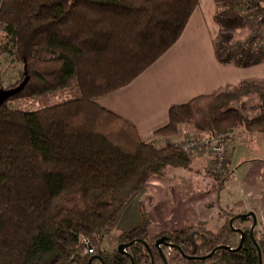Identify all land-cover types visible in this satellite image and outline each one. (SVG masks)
Listing matches in <instances>:
<instances>
[{
    "label": "trees",
    "instance_id": "obj_1",
    "mask_svg": "<svg viewBox=\"0 0 264 264\" xmlns=\"http://www.w3.org/2000/svg\"><path fill=\"white\" fill-rule=\"evenodd\" d=\"M199 1L0 0V58L21 66L10 88L23 81L24 72L28 77L0 106V264H88L80 237L95 246L98 264H163L155 248L162 238L171 248L160 250L170 248L175 259L189 264H260L258 234H250L247 213L221 209L220 217L226 216L216 232L196 224L150 238L147 199L138 207V224L118 237V245L134 242L126 255L101 247L152 176L190 170L180 145L165 141L156 148L157 138L173 137L180 125L210 136L236 129L264 134V83L256 81L172 106L166 126L149 140L96 102L131 84L170 50ZM240 2L214 0L218 33L212 48L218 64L247 69L264 63V33L259 41L252 33L237 39L248 32ZM74 90L78 97L36 111L10 106ZM211 176L219 193L228 179Z\"/></svg>",
    "mask_w": 264,
    "mask_h": 264
},
{
    "label": "crops",
    "instance_id": "obj_2",
    "mask_svg": "<svg viewBox=\"0 0 264 264\" xmlns=\"http://www.w3.org/2000/svg\"><path fill=\"white\" fill-rule=\"evenodd\" d=\"M215 12L214 0H200L174 46L131 84L97 100V104L128 120L144 140H149L166 126L172 106L244 81L264 83V64L241 69L217 63L211 47L218 33ZM194 58L200 60L198 66ZM236 138L228 146V180L238 176L230 190L225 188L228 180L218 193L211 178L205 179L210 165L206 154L189 157L190 171L168 170L167 177L152 176L148 180L134 199H139L138 204L151 200L147 212L149 237L196 224L216 231L224 222L219 208L252 213L255 230L260 225L264 230V188L258 184L263 183L264 135L241 130ZM138 207L128 215L124 209L117 225L130 221L127 230L133 228L140 219Z\"/></svg>",
    "mask_w": 264,
    "mask_h": 264
},
{
    "label": "rangeland",
    "instance_id": "obj_3",
    "mask_svg": "<svg viewBox=\"0 0 264 264\" xmlns=\"http://www.w3.org/2000/svg\"><path fill=\"white\" fill-rule=\"evenodd\" d=\"M241 1H242V4H241V2H240V4H241V6H243V8L240 9L241 13L248 18V20H247L248 32L241 33V34L238 33L237 39L242 40L247 35L250 37V34L252 33L251 35L255 36L256 39L259 41L261 38L262 32L264 33V23L262 25L258 24V18H260V19L264 18V2H261L256 6V4L254 3L255 0H252L253 4L249 5V8H248L246 6V0H241ZM248 2H251V0H248ZM1 36H2V25H0V37ZM211 47H212V45H211ZM212 51H213V48H212ZM202 52L205 54V51H202ZM194 61H195V64L198 66L200 60H198L197 58H194ZM20 70H21V66L18 62L14 61L13 59L8 58V57H1L0 58V84H1V87L3 89H7V88H10L13 85H15L19 81ZM76 97H78V93L76 90H74V91H61V92H58V93H55L52 95H48V96H42V97H37V98H33V99H26L25 98V99H19V100L11 101L10 106L13 109L31 112V111H36V110H39L42 108L53 106V105L65 102L67 100L74 99ZM247 101H249L247 103H252V101H255V100H254V98H251V99H247ZM240 131H241V129H236V130L229 132V133H221L222 135L232 136V139H230V140L227 139V145H226V164H227V166H225L226 171H224V174H222L221 172H217L214 169V167L216 165V161L213 159L212 156H210L209 154H206L207 157L209 158L210 165L208 164V166H209L208 167V173L205 172V174H206L205 179L209 177V178H211L212 183H213L214 181H213L211 175L220 176L222 178H225L228 176V165H229L228 146L237 139L236 136ZM200 133L207 135L205 132H200ZM197 134H199V133L193 131L190 126L180 125L177 128L176 133H175V135H173V137H171L169 139L157 138L156 141L154 142L156 144L155 147L159 148L160 146L164 145L165 141L170 142V143H176L177 145H183V143L186 140L190 139L191 137H196ZM262 135H264V134H262ZM202 155H205V153L200 154V156H202ZM249 158H251V157H249ZM262 174L263 175H261V176H263L262 177L263 183L261 184L259 182L258 184L262 188H264V172ZM165 177H167V172H166L165 176H163L162 178H165ZM237 177L238 176L236 175L235 178H232L231 180L227 181V183L225 185V188L227 190H230L233 186L236 185ZM226 179H228V177ZM203 190L204 189H202V191ZM147 200L149 201V202L147 201L148 202L147 204L149 205L148 207H150L151 204H149V203H151V200L150 199H147ZM138 201H139L138 198L134 199L133 202L130 203L131 205L127 209L125 208L126 209L125 213H127L126 215H128V212L130 210H135L136 206L141 204V203L138 204ZM221 209L227 210L230 214H232V213L233 214L247 213L245 211L236 212V211L231 210V209L219 208V210H218L219 216H221L220 215ZM224 213H223V218H224V216H226ZM250 224L251 223H249V222L245 223V224L236 223L234 225V227L243 228L244 226H250ZM130 225H132V223H130V221L128 223H125V224L119 223L116 226V228L114 229V231L104 239L102 246H101L102 249L107 251V252L117 251V248L119 246L118 245V237L122 233L129 231L130 229L129 230H127V229L130 228ZM216 231H217V229H216ZM216 231H214V232H216ZM256 232L258 234L257 237L259 239L258 243H259L260 248H261V253H260L261 254V264H264V235H263L264 230H263V227L260 225L259 230H256ZM150 238H154V237H150ZM93 247L95 249V246H93ZM95 252L97 254L96 249H95ZM94 264H98L97 261H95Z\"/></svg>",
    "mask_w": 264,
    "mask_h": 264
},
{
    "label": "built area",
    "instance_id": "obj_4",
    "mask_svg": "<svg viewBox=\"0 0 264 264\" xmlns=\"http://www.w3.org/2000/svg\"><path fill=\"white\" fill-rule=\"evenodd\" d=\"M227 139H232V136L228 135H205L203 133L198 134L196 137H191L186 140L183 145H180L181 149L187 154L188 157H194L200 154H209L216 161L214 169L217 172L224 174L226 171V145ZM79 245L82 249V254L85 257L93 258L96 255L95 249L90 241L85 237L79 238ZM162 255L165 259V264H189L187 262L175 259L173 257V251L170 248H161ZM140 264H151L150 262H142ZM164 264V263H163ZM202 264H225L216 260L206 261Z\"/></svg>",
    "mask_w": 264,
    "mask_h": 264
},
{
    "label": "water",
    "instance_id": "obj_5",
    "mask_svg": "<svg viewBox=\"0 0 264 264\" xmlns=\"http://www.w3.org/2000/svg\"><path fill=\"white\" fill-rule=\"evenodd\" d=\"M24 75H25V78L23 79V81L18 86H16L15 88H10V89H1L0 88V106L7 99H9L10 97L14 96L15 94H18L24 88V86L26 85V83L28 81V77H27V75H26L25 72H24ZM244 217L245 218L251 217L253 219V223H252V226L250 228V234L252 235L253 230L256 228V220H255V217H254V215L252 213H247ZM229 226L232 227V220L229 221ZM233 230L236 231V232H238V234L240 235V239L243 238V232L241 230H236V229H233ZM132 244H134V242L129 243V244H121V245H119L118 248H117V252L119 254L126 255V252H125L126 248H128ZM161 246H168L170 248H171V246L166 245L165 239H163V238L162 239H158L155 242V248L158 249V252L160 254V257H161L163 263L165 264V259H164L163 255H162L161 250H160V247ZM215 252H216V250H214L207 258H210ZM93 261H99V259L97 257H93V258H91L89 260L88 264H92ZM130 264H134V263L131 261ZM151 264H154V263L151 261ZM260 264H261V260H260Z\"/></svg>",
    "mask_w": 264,
    "mask_h": 264
}]
</instances>
